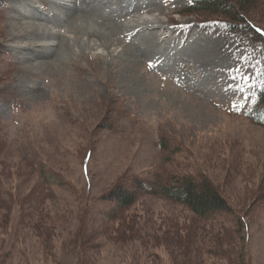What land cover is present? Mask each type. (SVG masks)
I'll use <instances>...</instances> for the list:
<instances>
[{
	"label": "rangeland",
	"instance_id": "obj_1",
	"mask_svg": "<svg viewBox=\"0 0 264 264\" xmlns=\"http://www.w3.org/2000/svg\"><path fill=\"white\" fill-rule=\"evenodd\" d=\"M108 1L86 19L114 31L115 47L66 23L75 0H0V264H235L239 220L250 264H264V128L245 116L241 82L261 43L186 15L188 0ZM258 7L248 19L264 28ZM34 23L49 36H26ZM184 179H208L233 220H201L138 186ZM120 191L136 200L108 220L105 198ZM88 235L87 251L77 238ZM229 236L237 248L212 254Z\"/></svg>",
	"mask_w": 264,
	"mask_h": 264
},
{
	"label": "trees",
	"instance_id": "obj_2",
	"mask_svg": "<svg viewBox=\"0 0 264 264\" xmlns=\"http://www.w3.org/2000/svg\"><path fill=\"white\" fill-rule=\"evenodd\" d=\"M260 0H191V6H189L185 10L186 15H197L202 19H212L218 18L220 21L224 22V26L230 32H240L246 31L251 32L253 36L258 39V43L260 44V50H264V36H261L257 32V30H261L264 32V28L259 25H256L254 22L250 23L248 19V13L251 11H256L258 7V2ZM216 19L217 21H219ZM215 20V21H216ZM213 20H209L207 22H203L205 24L211 23ZM203 24V25H205ZM209 26V25H207ZM247 28V29H246ZM244 29V30H243ZM261 63L260 67L257 68V71L254 72V77L250 78L251 82L254 83L257 87L255 90L256 102L252 106L251 110L245 114L247 119L259 127L264 128V56L261 54L260 57ZM7 64V63H6ZM161 146H164L162 143ZM62 184V183H61ZM138 186L140 188V194L143 196H152V197H164L169 201L180 204L183 207H186L191 212L195 213L197 218L209 220L219 217L228 218V220H233V209L227 200L219 193L217 189H215L208 179L203 180L202 183L196 184L193 181H188L186 179L176 181L173 185H167V183H162L159 185H152L145 181H139ZM136 200V195L131 194L127 195L124 191H120L118 194L109 195L105 198V203L110 207L109 213H106V219L108 220H116V218H121L120 211L127 210L128 208H132L134 202ZM120 210L119 213L115 212L116 210ZM115 212V213H114ZM119 219V220H120ZM238 231L233 234L234 237L237 234L242 237L243 244L241 250L233 256V261L235 264H250L248 254L245 251V245L248 241V237L243 234L245 231L246 224L239 220L237 221ZM86 227L83 226L81 228L84 230ZM231 230L228 232H232L234 227L230 226ZM176 231V229H175ZM173 239L178 237V233L172 235ZM229 236L230 239L227 238H216L212 245H215V251H212V254H222L225 253L221 250L220 244L223 241H228V243L232 244L237 248L234 237ZM80 239V240H79ZM79 242V246L86 248L89 250L90 237H82L77 238ZM218 246L219 252H217ZM228 250H232V246L228 245ZM229 256V255H227ZM216 257V255H213ZM225 258V257H222ZM86 255H83L81 260L76 261V264H86Z\"/></svg>",
	"mask_w": 264,
	"mask_h": 264
},
{
	"label": "bare ground",
	"instance_id": "obj_3",
	"mask_svg": "<svg viewBox=\"0 0 264 264\" xmlns=\"http://www.w3.org/2000/svg\"><path fill=\"white\" fill-rule=\"evenodd\" d=\"M115 3H112L108 0H75L74 5L69 8L66 12L67 20L66 23H72V28L73 30L77 33H82L85 37L88 38V41L91 38H100V40L103 42L104 46L108 47H115L116 45V40H115V34L114 31H111L103 26L95 25L91 23V21L86 19V16H90L88 14H96L100 13L101 11H107L109 10L110 7L114 9ZM123 6L120 5L118 6V9L122 8ZM123 8H126L125 5ZM122 8V9H123ZM117 9V8H116ZM111 11V10H110ZM114 11V10H113ZM116 12V11H115ZM114 13V12H113ZM84 16V17H83ZM99 16V14L97 15ZM101 16V15H100ZM98 19V18H97ZM36 21V20H35ZM111 26V25H110ZM109 26V27H110ZM113 26V25H112ZM116 27V26H115ZM27 31L28 34L26 36H35L36 39L39 40H44L47 38V34L42 32V26H38L37 24H25L24 27ZM22 29V28H21ZM72 31V30H71ZM150 31V30H149ZM23 38V37H22ZM30 37L24 38L26 41L29 40ZM40 42H38L39 44ZM62 43V42H61ZM58 42L56 48L53 52V56L50 57V59L54 58V53L57 51L59 53L63 52V48L61 47L62 44ZM152 43V42H151ZM35 44V43H34ZM144 45V43L142 44ZM148 48H151L150 42L147 43ZM142 47V46H141ZM199 48V47H198ZM197 48V49H198ZM152 49V48H151ZM207 49V48H206ZM196 50V49H195ZM200 50V49H199ZM26 51V50H24ZM131 53V52H130ZM205 53V52H204ZM131 55V54H130ZM133 55V54H132ZM116 59V58H115ZM44 60V59H43ZM118 62H123L127 61L128 58L127 56L122 52L120 55L117 56ZM35 61V60H34ZM41 61V60H40ZM32 62V61H31ZM57 60L54 63L49 62L48 65H53L56 64ZM117 62V61H116ZM37 63V62H36ZM41 64V63H40ZM35 67H46L45 64L43 63L42 65L35 66ZM114 67V66H113ZM111 69V68H110ZM260 202V201H259Z\"/></svg>",
	"mask_w": 264,
	"mask_h": 264
}]
</instances>
